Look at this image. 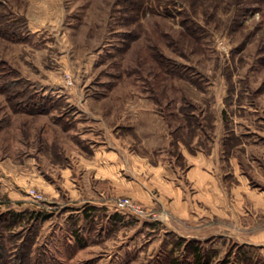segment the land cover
I'll list each match as a JSON object with an SVG mask.
<instances>
[{
	"label": "rangeland",
	"instance_id": "374dc122",
	"mask_svg": "<svg viewBox=\"0 0 264 264\" xmlns=\"http://www.w3.org/2000/svg\"><path fill=\"white\" fill-rule=\"evenodd\" d=\"M3 215L34 264H264V0H0Z\"/></svg>",
	"mask_w": 264,
	"mask_h": 264
},
{
	"label": "trees",
	"instance_id": "16d2710c",
	"mask_svg": "<svg viewBox=\"0 0 264 264\" xmlns=\"http://www.w3.org/2000/svg\"><path fill=\"white\" fill-rule=\"evenodd\" d=\"M44 111V110H43ZM46 111V109H45ZM14 219L11 222L5 221L7 218V215L0 216V264H34L33 258L31 256V246L32 241H24L18 247L16 248L17 254L14 257H11L12 254H10L8 247L6 245V242L4 241L5 236L3 235V231H1L2 223L6 226V229L11 230L13 227H15L16 222H18V216L12 215ZM11 232V231H10ZM191 249L195 253V264H201L202 255L200 254L199 247L193 243H191ZM170 255L163 258V261L160 264H191V263H185L181 261L179 258H173L170 259ZM160 259V258H159ZM159 264V263H158ZM194 264V262H193Z\"/></svg>",
	"mask_w": 264,
	"mask_h": 264
},
{
	"label": "crops",
	"instance_id": "0c3cea01",
	"mask_svg": "<svg viewBox=\"0 0 264 264\" xmlns=\"http://www.w3.org/2000/svg\"><path fill=\"white\" fill-rule=\"evenodd\" d=\"M190 160L192 161V162H194V164L192 165L191 164V168H190V170L188 171V173H187V177L189 178V180H191V181H196V182H198L197 180V178H196V176L198 175V174H201L202 172H203V170H202V168L200 167V166H198L196 163H195V161H198V162H200L199 160H201V161H203V162H208V163H210V159H209V155H206V153H204V152H199L197 155H194V156H192L191 158H190ZM205 173H207V172H205ZM204 176V175H203ZM195 178V179H194ZM208 178H210V177H208ZM164 185H162L165 189H167L166 187H168L169 185L167 184V182H164L163 183ZM170 187H172L173 188V186L172 185H170ZM174 189H176L175 191H176V193L177 194H179L180 193V190H182L180 187H178V188H174ZM179 199V198H178ZM146 203L148 204V205H150V203H148V201H146ZM145 203V204H146ZM186 212V211H185Z\"/></svg>",
	"mask_w": 264,
	"mask_h": 264
},
{
	"label": "built area",
	"instance_id": "2783aa9c",
	"mask_svg": "<svg viewBox=\"0 0 264 264\" xmlns=\"http://www.w3.org/2000/svg\"><path fill=\"white\" fill-rule=\"evenodd\" d=\"M37 197V196H36ZM39 197V196H38ZM118 207L122 208V209H127L131 212L140 214V215H144L145 211L143 209V207L136 205L135 203H133V201L128 198V197H123L120 198L117 202Z\"/></svg>",
	"mask_w": 264,
	"mask_h": 264
}]
</instances>
